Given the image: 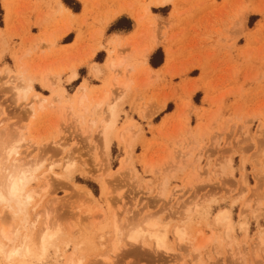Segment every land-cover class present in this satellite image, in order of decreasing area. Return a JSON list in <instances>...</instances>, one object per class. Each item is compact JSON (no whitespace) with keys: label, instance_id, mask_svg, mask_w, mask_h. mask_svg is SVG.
I'll return each mask as SVG.
<instances>
[{"label":"rangeland","instance_id":"rangeland-1","mask_svg":"<svg viewBox=\"0 0 264 264\" xmlns=\"http://www.w3.org/2000/svg\"><path fill=\"white\" fill-rule=\"evenodd\" d=\"M156 1L69 0L71 8L65 0H0V130L21 132L19 159L33 169L39 162L36 174L50 175L48 196L32 211L33 222L39 215L36 238L48 214L50 227L61 229L58 255L50 253L46 264L55 258L63 264L74 246L84 264L260 259L264 218L253 213L259 212L253 194L262 183L264 148V0ZM130 31V37L117 35ZM117 59L123 65L110 66ZM73 72L77 77L69 83ZM115 79L131 80L117 124L119 131L133 125L131 153L116 138L107 152L91 122L106 117L97 100L107 93L112 104L119 97ZM15 86L47 98L44 109L32 95L17 98ZM81 86L89 113L76 110ZM125 162L128 169L116 174ZM195 205L191 231L198 241L210 239L199 255L173 236ZM96 207L102 211L95 213ZM220 210H229L236 223L233 244L214 224ZM151 220L170 226V251L127 240Z\"/></svg>","mask_w":264,"mask_h":264},{"label":"bare ground","instance_id":"bare-ground-1","mask_svg":"<svg viewBox=\"0 0 264 264\" xmlns=\"http://www.w3.org/2000/svg\"><path fill=\"white\" fill-rule=\"evenodd\" d=\"M171 0H157L156 5L157 6H164L165 4H168ZM112 67H119V65H115L114 63H111ZM99 74V72H97ZM75 76H72L70 78V81H73ZM17 80V79H16ZM19 81V80H18ZM21 83H24L23 80H21ZM114 85L117 90L120 91V95L116 100H114V103L108 104L109 103V95L106 93L103 95V98L97 100V105L96 108H100L103 105H105V111L104 114L106 117L96 120V122H92V124L97 126V129L100 131V135L102 137V140L104 142V146L106 151H110L111 148V143L114 138L118 139L119 142H122L129 153H131L135 147V137H133V130L131 125H127L121 129V131L118 130V121L120 118V109H119V103L123 101L129 91H130V86L131 82L130 81H122L115 79L114 80ZM30 87V86H27ZM51 88L52 86H47ZM25 88V87H24ZM22 86H15V94L17 98L23 97L24 100L28 99L29 95H32V101L33 104L37 105V109L43 110L45 107V104L47 103L48 99L45 97L40 96L39 94H34L32 91V88L30 87L31 91L27 93L26 96H22L21 92L24 89ZM88 102L87 98V89L85 86H82L78 92L75 95V102L76 103V110L79 112V110H84L85 113H89L88 109L86 108L85 104ZM166 100H164L161 104V109L166 106ZM75 106V105H74ZM83 112V111H82ZM147 118L146 116H144ZM80 119H84V117H80ZM0 125H2V122H0ZM3 126V125H2ZM12 132H11V131ZM7 129L4 128L0 130V140L3 139L4 135L6 133L13 134L17 138V144H18V150L20 151L21 145L24 141V135L19 134V132L15 129ZM22 141V142H20ZM20 153V152H19ZM0 155H3V152L0 151ZM13 159H16V157H13ZM23 161V160H22ZM229 163V162H228ZM27 166V165H25ZM35 169V168H34ZM128 169L127 163H123L122 166L115 172L116 174H123L126 170ZM223 169V168H221ZM36 174V173H35ZM36 176L39 178L36 182L30 183V188L32 189L33 192H35V196L33 198V203L31 205V209L29 211V219L26 222L25 221V215L21 213L15 220V232H11L9 234L8 240H3V237H0V242L5 243L8 252L11 253L15 250H20L21 251V256L26 254L27 249L31 248L34 256L29 257V259H35L36 256L35 254L37 253V249L43 248V237H42V231L46 230V226H50L49 222V214L47 219H45L43 223V227H41V231L39 232L38 237L33 234V229L37 225V220L33 222L32 220V211L33 209L35 210L38 205H40L45 198H47L48 193H46L48 187H49V177L50 175L45 176L44 173L36 174ZM191 177H188L186 180L187 182H190ZM35 184V185H34ZM41 192L44 193L41 195ZM92 203H95V198L93 194L90 191L86 192ZM55 197V196H54ZM53 197V198H54ZM52 198V199H53ZM56 197L52 200L56 201ZM48 202L51 203L50 199ZM47 202V203H48ZM16 209L19 210V205H15ZM199 208V205H195L194 210L192 211L190 208L186 210V220L184 221V224L181 226H178L174 229L173 231V236L178 244H187V246L191 249V251L195 254H200L201 251L204 249L205 245L210 241V239L206 240H200L198 241V238L195 237V235L191 231V222H192V217L193 213L197 212ZM102 210L99 207H96L95 213H100ZM12 212L8 210V208L3 204L0 203V217H9L11 218ZM242 217V216H241ZM203 218H206L204 216ZM214 224L215 226H222L224 227V236L225 239L228 241V244H233L234 239L232 238V233L234 231L236 223L233 221L231 212L229 210H220L214 217ZM244 225V231L247 229V224L245 222H239V227L241 229V225ZM169 225L168 224H161L157 220H151L147 221L144 224H141L138 226L135 230H133L128 236L127 240L130 243L137 244L139 241H146V242H153L155 244V247L158 249H161L165 252L170 251L169 248L167 247V237L169 233ZM231 229V231H230ZM55 230V229H53ZM115 236L117 237L118 231H117V224H115V231H114ZM61 234L57 237V239L54 242V245H52V242L50 241V246L48 248L47 256L45 257V261L49 258L50 253H54L55 256L58 255V247H59V240H60ZM197 236L202 238L203 233L198 232ZM257 242L258 246L261 247V242L259 239V235L257 237ZM256 247V248H257ZM79 248L80 246H74V249L71 253L67 254L65 256L63 264H80L81 261H83V258L79 256ZM112 252L117 253L120 252V245L118 244L117 240L115 239V242L112 244ZM134 253V252H133ZM254 256L259 257V250L254 249ZM21 257H13V259H20ZM106 261L111 264L110 260L107 258ZM0 264H7V259L5 256L0 255ZM52 264H61L60 260L55 258L52 262Z\"/></svg>","mask_w":264,"mask_h":264},{"label":"snow or ice","instance_id":"snow-or-ice-1","mask_svg":"<svg viewBox=\"0 0 264 264\" xmlns=\"http://www.w3.org/2000/svg\"><path fill=\"white\" fill-rule=\"evenodd\" d=\"M30 91V87H25L21 94L26 96ZM0 151L3 152V155H0V203H3L12 212L11 218L0 217V237H3V240H8L10 231L15 232L16 218L23 213L25 221L27 222L29 219V211L35 196V192L30 188V183H34L39 179L35 173L40 171L41 166L39 162H37L35 169L31 165L25 166L26 162L19 159L20 153L17 138L13 134L6 133L3 139L0 140ZM13 157H16V159H13ZM258 163L261 168L262 183L258 193L253 194V198L259 201V212L256 213V210L253 209V213L259 214L264 218V148L260 150ZM46 175L47 172H45ZM41 195H43L42 192ZM245 196H247V191H245ZM15 205H19V210L16 209ZM244 207L251 208V205L245 202ZM36 219H39V215L36 216ZM262 223H264V219H262ZM244 228L245 226L242 224V232ZM60 234L61 229L59 227L53 230L52 227L46 226V230L42 231L43 248L37 249L35 259H29V257L34 256L31 248H28L26 254L21 256L19 249L9 253L3 242H0V255L6 257L7 264H46L45 257L47 256L48 248L54 245ZM259 239L261 242L259 261L242 259L237 264H264V228L259 231ZM50 241L52 245H50ZM13 257L21 258L13 259ZM80 264H84V261H81Z\"/></svg>","mask_w":264,"mask_h":264},{"label":"crops","instance_id":"crops-1","mask_svg":"<svg viewBox=\"0 0 264 264\" xmlns=\"http://www.w3.org/2000/svg\"><path fill=\"white\" fill-rule=\"evenodd\" d=\"M136 21H138L139 22V20L137 19V18H134ZM135 27H136V25H135ZM135 32L134 31H130L129 33H122V32H119V33H117V35H119V36H123V37H130L131 35H133ZM153 49V47L151 48V50ZM149 51V50H148ZM148 54H149V52H148ZM123 62H124V60H122V59H117V60H115V65H119V64H121V65H123ZM170 62H171V55H170V53L169 52H167V58L165 57V59H164V64H166V67H168L169 65H170ZM164 64H163V66H164ZM162 66V67H163ZM161 67V68H162ZM72 76H75V78H74V80L76 79V72L74 73H72V75L70 76V78L72 77ZM70 78H69V83H72L73 81H70ZM130 81L131 82V80H129V79H124V80H122V81ZM81 85H83V84H81ZM82 87V86H81ZM80 87V88H81ZM80 88H78V90L80 89ZM130 88H131V86H130ZM78 90H77V92H78ZM76 92V93H77ZM76 93H75V95H76ZM118 98V97H117ZM167 103H166V106H167V104H168V101H166ZM165 106V107H166ZM165 107L163 108V109H165ZM162 109V110H163Z\"/></svg>","mask_w":264,"mask_h":264},{"label":"trees","instance_id":"trees-1","mask_svg":"<svg viewBox=\"0 0 264 264\" xmlns=\"http://www.w3.org/2000/svg\"><path fill=\"white\" fill-rule=\"evenodd\" d=\"M66 1H67V2H66ZM68 1H69V0H65V4H66L67 6H69V7H71ZM71 8H72V7H71ZM75 11H77V10H75ZM123 22H128V21H127V20H121V21L119 22V24H122ZM128 23H129V25H128L127 29H131L132 25L130 24V22H128ZM152 65L155 66L154 64H152ZM155 67H156V66H155Z\"/></svg>","mask_w":264,"mask_h":264}]
</instances>
